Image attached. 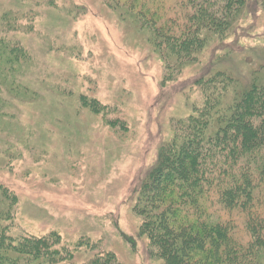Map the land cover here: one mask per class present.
I'll use <instances>...</instances> for the list:
<instances>
[{"label":"rangeland","instance_id":"1","mask_svg":"<svg viewBox=\"0 0 264 264\" xmlns=\"http://www.w3.org/2000/svg\"><path fill=\"white\" fill-rule=\"evenodd\" d=\"M126 1L0 0V14H24L25 27L10 34L27 52L8 82L15 96L0 94V183L17 196L12 233H54L70 251L92 246L63 264L108 255L163 264L133 208L174 123L200 105L191 83L222 71L244 86L264 67L261 0H248L235 33L210 41L180 73L154 49V21ZM80 97L103 110L92 113ZM6 150L16 155L9 164Z\"/></svg>","mask_w":264,"mask_h":264},{"label":"trees","instance_id":"2","mask_svg":"<svg viewBox=\"0 0 264 264\" xmlns=\"http://www.w3.org/2000/svg\"><path fill=\"white\" fill-rule=\"evenodd\" d=\"M125 4L154 21L153 47L167 70L180 73L210 41L224 43L235 33L248 0ZM261 9L264 12V0ZM24 19V14H0L6 26L0 34V94L11 98L16 84L12 76L24 65L27 52L10 32L25 27L20 24ZM191 84L200 89V105L174 123L169 141L137 192L133 210L142 219L139 234L163 264H263L264 67L253 71L244 86L222 71ZM80 98L92 113L103 110L96 101ZM4 153L7 164L16 157ZM16 205L13 190L0 183V264H63L72 262L76 249L91 253L92 246L81 241L67 250L54 233L15 235ZM85 264L117 263L108 255L89 258Z\"/></svg>","mask_w":264,"mask_h":264}]
</instances>
